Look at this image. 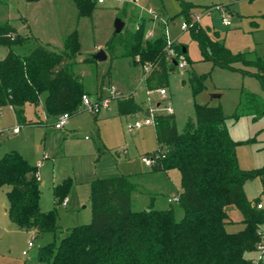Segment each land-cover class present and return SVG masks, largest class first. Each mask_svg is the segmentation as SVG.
<instances>
[{
    "label": "trees",
    "instance_id": "obj_1",
    "mask_svg": "<svg viewBox=\"0 0 264 264\" xmlns=\"http://www.w3.org/2000/svg\"><path fill=\"white\" fill-rule=\"evenodd\" d=\"M35 3L41 0H26ZM181 13L189 22L192 2L179 0ZM247 1V0H244ZM250 2L256 0H248ZM78 18H91L99 0H74ZM264 16V15H263ZM262 16V17H263ZM146 21L141 20L137 29H126L107 42L111 58L127 57L134 66H151L145 73L147 91L152 93L169 88L170 73L179 67L181 59L192 65L188 47L173 42L178 57L167 59V41L164 37L144 42ZM199 45L202 59L245 77L256 78L264 90V57L254 52L234 53L220 40L211 37V29L200 22L189 30ZM218 33V32H217ZM217 33H214L216 36ZM30 37L22 36L10 24L0 25V46L9 48L0 60V111L11 108L17 120L31 124L26 119L25 108L42 106L48 117L56 120L68 113L73 117L81 112L83 96H89L83 81L73 68L81 51L79 34L70 33L64 41V50L56 52L40 45L27 56L18 55L14 48L23 46ZM121 50V52H120ZM185 50L186 53H185ZM120 52V53H119ZM138 59V61H136ZM240 65L241 67H238ZM252 69L253 71L249 70ZM188 83L196 97L205 89L210 75L188 73ZM259 97L245 94L233 119L246 115L264 116L257 105ZM119 115H135L143 110L132 97L119 99ZM195 107V121H189L184 133L178 130L176 115L162 112L154 116L155 137L158 149L152 155L156 163L151 170L171 172L181 176V192L177 197L183 218L177 220L172 208L156 210L132 209V193L137 187L129 176L95 179L92 183L90 224L74 227L56 242L40 250L45 264H264V259H248L247 254L259 252L264 242L262 200L252 201L245 193L246 183L260 179L264 192V168L243 170L239 166L236 148L251 141H234L226 125L221 106L206 104ZM151 155V154H148ZM41 182L38 169L20 153L13 151L0 158V189L8 186V216L20 230H39L56 234L57 207L67 198L72 180L65 179L54 187L56 207L48 212L40 208ZM235 207L243 216L244 229L229 233L226 226L233 224L228 213Z\"/></svg>",
    "mask_w": 264,
    "mask_h": 264
},
{
    "label": "rangeland",
    "instance_id": "obj_2",
    "mask_svg": "<svg viewBox=\"0 0 264 264\" xmlns=\"http://www.w3.org/2000/svg\"><path fill=\"white\" fill-rule=\"evenodd\" d=\"M186 1L196 6L188 10V21L194 23L200 19V25L211 29L214 40L220 36V40L234 53L254 52L255 56H264V0ZM149 10L158 13V19L148 14ZM92 15L91 18L79 19L73 0H45L39 4L26 0H0V25L10 24L18 34L30 37L25 45L14 48L18 55L27 56L40 45L62 52L64 39L77 31L81 51L73 70L83 81L89 98L92 102L100 101L110 94L112 87L118 93V98L113 99L109 107L99 114L81 109L61 130L55 128L56 118L48 117L42 107L28 105L25 108L26 119L31 123L28 125L21 124L9 107L0 111V158L16 151L32 166L41 163L38 171L41 177L42 211L48 212L56 207L54 185L68 178L72 180L66 198L69 204L57 207L59 230L56 234L41 233L38 229H18L8 216L7 192L10 188L5 186L0 189V264H45L40 258L43 247L52 242L58 246L69 230L90 224L91 185L95 179L128 176L134 172L129 176L137 187L133 191L134 211L148 210L147 206L154 199L157 202L155 209L172 208L178 221L183 218V211L174 200L178 190L181 192L180 173L173 170L171 178L164 179L161 177L164 175L155 176L151 168L143 171V156L152 155L159 148L155 127L130 129L135 122L145 118L150 104L153 107L160 104L161 109L170 104L176 113L180 133L186 131L189 121H195L194 104L221 106L230 137L234 141L253 140L251 144H240L236 148L240 168L247 171L264 168V116L246 115L251 112L248 111L238 120L232 118L245 94L259 97L257 105L262 108L264 90L256 78L219 67L213 68L211 62L202 59L199 45L192 39L190 31L183 32L180 29L186 17L181 13L179 0H140L138 4L134 0H106L105 4L97 5ZM225 18L230 20L229 27L223 24ZM117 20L125 23L123 32L137 29L141 20H145V37L151 32H154V36L150 40L144 38V42L169 36L173 41L177 40V43L188 47V57L193 64L181 59L180 62L185 63L186 67H176L171 71L169 88L166 89L167 99H163L158 91L149 95L144 82L145 68L132 65L127 57L111 58L106 45L116 35L114 26ZM102 50L106 52L107 60H94ZM8 52L9 48L0 46V60ZM190 71L200 76L210 75L202 94L196 97L188 83ZM218 93L223 96L212 99V95ZM128 97H132L144 111L120 116L117 101ZM45 98L46 95H43L42 102ZM13 127H20V132L13 133ZM3 129L7 130L3 132ZM245 193L250 201L259 197L264 204L260 179L246 183ZM168 199L173 203L169 204ZM228 213L233 224L227 225L226 231L237 233L243 230V216L239 210L230 207ZM29 243L33 247L29 248ZM24 251L28 252L26 256L23 255ZM258 256L255 252L246 255L252 260L258 259Z\"/></svg>",
    "mask_w": 264,
    "mask_h": 264
},
{
    "label": "built area",
    "instance_id": "obj_3",
    "mask_svg": "<svg viewBox=\"0 0 264 264\" xmlns=\"http://www.w3.org/2000/svg\"><path fill=\"white\" fill-rule=\"evenodd\" d=\"M104 2H105V0H99L100 4H102ZM138 2H140V0H134V3L138 4ZM148 14H150L153 17L155 16L158 19V13H156L154 10L153 11L149 10ZM197 22H200V19L195 21L194 23H190V22L188 23L187 21H185L183 24H181L180 29L183 32L189 31L191 29V27ZM223 24L225 26L229 27L231 23H230L229 19L225 18L223 20ZM153 36H154V32L148 33L146 35L145 39L150 40V38H152ZM165 39L167 41V49H166L167 59L172 60L174 58H177L178 52L173 47L174 41L171 38H169V36H167ZM185 67H186L185 63L180 62L179 68L184 69ZM150 69H151V66L147 65L145 67V70H146L145 73H148L150 71ZM158 92L161 94L163 99H167L168 92L166 90L161 89V90H158ZM109 93L110 94L107 97L101 98L100 101H95V102L94 101L92 102V100L89 98V96H83L81 109H83L85 111L87 110L91 113L94 112L96 114H99L103 109H106L109 107V104L111 103V101L113 99L118 98V93L116 92V90L113 87L110 89ZM159 106H160V104H158L156 109H153V110L151 109L149 111V114H150L149 117H145L143 120H140V122H135L134 123L135 125L130 126V129L141 130V128H143L144 126H155L156 123H154V116L156 115V113L162 112V113L167 114V115H172L175 113L174 108L172 106H170V104L163 109H161ZM70 118L71 117L68 113L61 115L57 119V122L55 123V128L58 130L63 129L67 125ZM19 131H20V127H14L13 133L17 134V133H19ZM143 162L145 163V165L147 167L153 168L155 166V163H156V157L153 155L143 156ZM38 178H39V176H38ZM169 201H170V203H173V201H171V200H169ZM175 201H177V199ZM67 203H68L67 199H65L62 202V204L64 206H66ZM258 209L259 210L264 209V204L263 203L259 204ZM261 234L264 236V230H262ZM31 247H33V244L29 243V248H31ZM27 254H28L27 251L23 252L24 256H26ZM258 255H259L258 260L264 259V242L259 245Z\"/></svg>",
    "mask_w": 264,
    "mask_h": 264
},
{
    "label": "crops",
    "instance_id": "obj_4",
    "mask_svg": "<svg viewBox=\"0 0 264 264\" xmlns=\"http://www.w3.org/2000/svg\"><path fill=\"white\" fill-rule=\"evenodd\" d=\"M45 0H41L40 2H37L38 4L39 3H43ZM74 1V0H73ZM54 2L52 1V4H53ZM106 3V0H105V2L104 3H102V4H105ZM194 4V3H193ZM195 5V4H194ZM76 6V5H75ZM125 9V8H124ZM230 10V9H229ZM124 11H126V10H124ZM76 12L78 13V11H77V8H76ZM58 17V16H57ZM202 19V18H201ZM27 20V19H26ZM200 22H201V20H200ZM252 23H255V22H252ZM172 25L173 26H175V24L174 23H172ZM28 27L30 28V25L28 24ZM69 30V29H68ZM72 30V29H71ZM68 36V35H67ZM64 41H65V39H64ZM174 41H177V40H174ZM264 57V56H263ZM144 77H146V76H144ZM145 79V78H144ZM148 92V91H147ZM88 93V92H87ZM149 93V95L151 96L154 92H152V93H150V92H148ZM223 96V95H222ZM158 106V104L156 105V107ZM42 111H43V113H45V111H44V107H43V102H42ZM156 107H153L151 104H150V106H149V110H147L146 112H145V117H149L150 116V114H149V111L152 109H156ZM11 109V108H10ZM142 111H144V108H143V110ZM25 112H26V109H25ZM46 114V113H45ZM175 115H176V113H174ZM176 123H177V119H176ZM14 128V127H13ZM7 129H3L2 131L4 132V131H6ZM155 130V129H154ZM20 132V131H19ZM155 132V131H154ZM18 134V133H17ZM155 139H156V137H155ZM157 140V139H156ZM142 161H143V158H142ZM143 164L145 165V163L143 162ZM35 167H37V169L39 170L40 168H41V163L39 162L38 164H37V166H35ZM145 168H149V167H147L146 165H145V167L143 168V171L145 170ZM142 170V169H141ZM131 172H133V171H131ZM172 172L173 171H171V172H157V173H153L155 176L156 175H164V176H161V177H163L164 179H165V177L166 178H168V179H170L171 178V174H172ZM133 174H135L134 172L133 173H130V174H128V176H132ZM38 176H39V178H40V182H41V177H40V175H39V171H38ZM180 182H181V176H180V181H179V185H180ZM55 186H57V185H54V187ZM136 191V190H135ZM180 194V192H179V190H178V194H176L175 196H174V200H176L177 199V197H178V195ZM169 200H171V199H168L167 201H168V203L169 204H171L170 203V201ZM42 201V200H41ZM132 201H133V193H132ZM151 203L147 206V208H149L151 205H153L154 206V209H155V203H157V202H155L154 201V199H152L151 201H150ZM69 204V200H68V203H67V205ZM66 205V206H67ZM40 206H41V203H40ZM156 210H158V209H156ZM159 210H167L166 208H162V209H159ZM42 211V210H41ZM42 212H44V211H42ZM11 221V220H10ZM263 230V229H262Z\"/></svg>",
    "mask_w": 264,
    "mask_h": 264
},
{
    "label": "water",
    "instance_id": "obj_5",
    "mask_svg": "<svg viewBox=\"0 0 264 264\" xmlns=\"http://www.w3.org/2000/svg\"><path fill=\"white\" fill-rule=\"evenodd\" d=\"M125 27V23L123 22V20H117L116 23H115V34L116 35H120L122 34L123 32V28ZM187 50H185V53H186ZM108 58L106 52L104 50L100 51L95 57H94V60H97L99 62H103V61H106ZM222 97V94H216V95H212V99H218V98H221ZM149 211V210H147Z\"/></svg>",
    "mask_w": 264,
    "mask_h": 264
}]
</instances>
